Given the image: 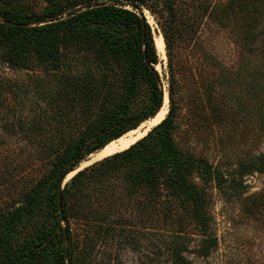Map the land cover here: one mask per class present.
I'll list each match as a JSON object with an SVG mask.
<instances>
[{
  "label": "rangeland",
  "instance_id": "374dc122",
  "mask_svg": "<svg viewBox=\"0 0 264 264\" xmlns=\"http://www.w3.org/2000/svg\"><path fill=\"white\" fill-rule=\"evenodd\" d=\"M106 1L0 0V8L27 21L56 15L49 20ZM172 3L173 11L152 0L140 13L127 3L120 8L141 14L149 26L164 95L171 58L174 150L201 169L185 176L190 192L184 195L192 198L170 197L156 206L158 195L130 183L135 166L111 171L102 183L109 195L92 189L86 200H65V264H174L172 247L191 264H264V170H252L264 155V0ZM164 30L165 57L155 45ZM88 91L101 92L95 99ZM124 91V67L88 44L62 45L57 65L31 55L21 69L10 67L0 52V215L49 175L54 159L95 119L115 110ZM137 91L145 90L138 85ZM88 108L92 117L85 119ZM197 208L205 234L194 217ZM97 211L125 220L102 223ZM4 234L0 226V253ZM16 236L24 239L23 232ZM204 239L210 242L207 256L199 254Z\"/></svg>",
  "mask_w": 264,
  "mask_h": 264
},
{
  "label": "trees",
  "instance_id": "16d2710c",
  "mask_svg": "<svg viewBox=\"0 0 264 264\" xmlns=\"http://www.w3.org/2000/svg\"><path fill=\"white\" fill-rule=\"evenodd\" d=\"M149 1L151 0L96 2L69 13L66 18L46 20L56 16L50 13L31 21L25 20V17L20 19L0 8V20L26 26L16 28L0 21V52L10 67L23 68L31 55L42 62L57 65L58 50L62 45L77 47L84 43L95 47L101 58L109 56L123 66L127 77V91L123 92L120 105L109 114L103 113L95 119L83 137L73 141L54 159L49 175L31 193L10 201L9 210L0 215V226L6 231L2 239L5 249L0 253V264H65L63 243L69 237V231L60 227L62 221L57 205V188L60 182L71 169L85 162L88 156L98 153L108 143L135 130L160 111L164 99L163 79L154 69L160 61L150 28L141 14L139 16L135 11L120 8L123 6L120 4L127 3L140 13ZM152 1L162 4L166 11H173L174 0ZM62 12L60 10L57 14ZM163 38L166 48H169L166 30L163 31ZM167 57L169 111L165 119L127 150L104 158L70 179L61 191L66 225L69 223V215L65 200H86L88 191L92 189L103 193V197L107 196L109 187L102 185L106 181L103 178L111 171L129 170L134 166L135 171L129 173L130 183L136 188L148 189L155 196L158 195L153 199L154 205L161 206L170 197L179 199L182 196L184 201L192 198L184 195L185 192H190L185 176L201 169L195 162L174 150L171 132L175 112V80L171 58L169 55ZM138 85L145 91H137ZM88 92L96 99L101 91ZM89 110L88 108L83 113L85 119L92 117ZM257 161L252 170L261 173L264 170V155ZM139 204L137 201L135 205ZM43 212L44 219L39 224L37 220ZM95 217L100 222L107 221L109 224H119L125 220L123 215L107 214L104 211H97ZM194 217L205 234L207 226L199 208L195 210ZM19 232H23V240L16 236ZM208 241L203 240L199 252L202 256L208 255ZM171 249L174 264H191L182 256L180 249Z\"/></svg>",
  "mask_w": 264,
  "mask_h": 264
},
{
  "label": "bare ground",
  "instance_id": "6f19581e",
  "mask_svg": "<svg viewBox=\"0 0 264 264\" xmlns=\"http://www.w3.org/2000/svg\"><path fill=\"white\" fill-rule=\"evenodd\" d=\"M155 45L158 52L161 53L163 57H165V44L161 36L156 40ZM164 96L165 97L163 100V105L161 106L160 111L152 119L145 121L135 130H132L119 139L105 145L98 153L92 155L88 161L80 164L81 166L79 165V168L82 169L93 164L94 162L100 161L116 153L125 151L137 141L142 139L145 135H147L148 131L151 130L154 126L158 125L168 113V97L167 94ZM75 172L76 171L74 170L73 172L69 173L64 182L68 181Z\"/></svg>",
  "mask_w": 264,
  "mask_h": 264
},
{
  "label": "water",
  "instance_id": "95a60500",
  "mask_svg": "<svg viewBox=\"0 0 264 264\" xmlns=\"http://www.w3.org/2000/svg\"><path fill=\"white\" fill-rule=\"evenodd\" d=\"M0 21H1L2 23H4V24L8 25V26H11V27H16V28L26 27V26L23 25V24H18V23H13V22H8V21H3V20H0ZM167 97H168V94H167ZM148 132H149V131H148ZM145 136H146V135H145ZM91 165H93V164H91ZM91 165H89V166H91ZM89 166H87V167H89ZM87 167H84V168L80 169L79 166H77L76 168L71 169V170L65 175L64 179L60 182V184H59V186H58V188H57V205H58V212H59V216H60V219H61L62 222H64V214H63V209H62V204H61V187H62V183H63V184L66 183V182H64V180H65V178L67 177V175H68L69 173L73 172L74 170L76 171V172L74 173V175L70 178V179H72V178H73L78 172L84 170V169L87 168ZM70 179H69V180H70ZM65 237H66V236H65ZM65 240H67V238H66ZM64 252H65L64 257H65V259L67 260V254H66V251H64Z\"/></svg>",
  "mask_w": 264,
  "mask_h": 264
}]
</instances>
